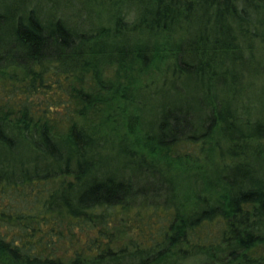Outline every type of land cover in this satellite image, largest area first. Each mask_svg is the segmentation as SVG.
<instances>
[{"label": "trees", "instance_id": "16d2710c", "mask_svg": "<svg viewBox=\"0 0 264 264\" xmlns=\"http://www.w3.org/2000/svg\"><path fill=\"white\" fill-rule=\"evenodd\" d=\"M135 3L81 28L0 0V264H264V0ZM114 101L123 133L80 123Z\"/></svg>", "mask_w": 264, "mask_h": 264}, {"label": "rangeland", "instance_id": "374dc122", "mask_svg": "<svg viewBox=\"0 0 264 264\" xmlns=\"http://www.w3.org/2000/svg\"><path fill=\"white\" fill-rule=\"evenodd\" d=\"M7 1V0H5ZM12 0H9L11 2ZM122 2L126 0H121ZM131 0H128L125 4L116 7H109L106 5L105 0H24V4L28 5V8L40 7V12L48 17H62L66 19L69 23L75 24L78 27L85 26H108L113 22L118 15L124 16L125 19H132L134 13H136L139 4L135 3L129 4ZM102 4V5H101ZM112 6L113 4H110ZM104 11L106 15L100 16V13ZM110 16V17H109ZM257 57H262L260 54H257ZM253 69H242V78H241V87L243 91L241 92L242 97H246L251 100L253 107L250 109L251 115L264 116V58H261V63L257 62L254 64ZM132 71L131 79L138 78L139 84H142L144 81L150 82L149 78L151 71L145 70L140 72L138 67L134 68ZM11 72V71H8ZM139 73V74H138ZM104 77L113 82V83H125L127 80H124V75L122 72L119 74L105 73ZM129 82V81H128ZM95 82L92 80L88 86L84 87V90L89 91L88 93H95L96 87ZM137 83L135 85L137 86ZM145 84V83H143ZM152 85V83H149ZM136 88L134 89V91ZM221 93V92H220ZM117 101L110 102L108 105H102L101 103H96L88 110H86V117L80 119V123L83 126H100L103 131H108L112 125L113 118L116 121L121 122V132H124V126L122 125V114L118 110ZM80 103H76V105ZM82 106V105H81ZM117 106V107H116ZM113 109V116L110 120L107 118L110 110ZM119 115V119L116 116ZM111 121V122H110ZM126 122V120L124 121ZM128 236H125V239ZM202 263V257H195L191 264Z\"/></svg>", "mask_w": 264, "mask_h": 264}]
</instances>
